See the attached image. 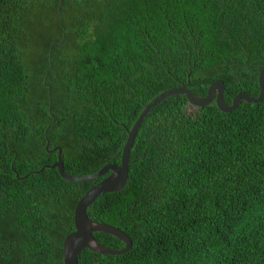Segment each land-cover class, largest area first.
Returning a JSON list of instances; mask_svg holds the SVG:
<instances>
[{
  "label": "trees",
  "instance_id": "1",
  "mask_svg": "<svg viewBox=\"0 0 264 264\" xmlns=\"http://www.w3.org/2000/svg\"><path fill=\"white\" fill-rule=\"evenodd\" d=\"M262 69L264 0H0V264H63L74 206L109 173L39 171L53 148L72 176L119 164L162 91L204 96L221 80L230 104L258 95ZM86 214L131 246L85 248L77 264H264V97L229 112L163 98L137 130L125 185Z\"/></svg>",
  "mask_w": 264,
  "mask_h": 264
},
{
  "label": "water",
  "instance_id": "2",
  "mask_svg": "<svg viewBox=\"0 0 264 264\" xmlns=\"http://www.w3.org/2000/svg\"><path fill=\"white\" fill-rule=\"evenodd\" d=\"M63 0H60L62 4ZM60 8H58L59 10ZM223 82L221 80L213 81L207 88L206 94L204 96H199L190 91L186 85H181L180 87L170 88L159 93L155 98L148 102L144 108L137 114L135 121L131 129L127 130V137L122 146L120 154V163L111 164L108 163L104 165L98 171L84 175V176H72L65 173L63 169V163L61 159V148L56 147L51 151H57V159L50 165H45L40 168L42 171L44 168H56L61 178L67 181H82L89 180L92 178L100 177L107 172L108 175L103 179L89 187L78 199L73 210V230L66 234L63 238L62 243V260L63 264H77L79 253L87 248L93 252L103 254V255H114L119 256L124 254L131 246V240L128 235L121 230L101 223L92 222L87 214L86 209L88 205L101 193L115 192L123 188L128 178V159L129 150L136 136L137 130L141 124L142 119L146 113L150 110L152 106L157 104L163 98L172 94H183L185 95L188 103L192 106L199 107L204 106L214 100L217 108L222 112H229L235 109L241 101L245 102H258L264 97V69L260 70L258 73V95L254 98L251 95L238 92L235 94L231 103L228 104L223 98ZM45 149H48V142L45 145ZM94 232H105L111 234L117 239L121 240L123 247L121 249H111L99 244L94 236Z\"/></svg>",
  "mask_w": 264,
  "mask_h": 264
}]
</instances>
